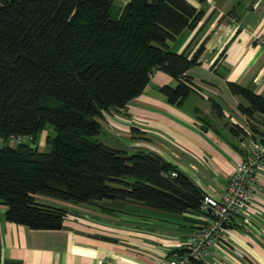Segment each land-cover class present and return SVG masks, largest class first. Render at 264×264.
<instances>
[{"label": "trees", "instance_id": "1", "mask_svg": "<svg viewBox=\"0 0 264 264\" xmlns=\"http://www.w3.org/2000/svg\"><path fill=\"white\" fill-rule=\"evenodd\" d=\"M202 13L187 0H128L123 7L115 0H0L5 219L62 227L66 210L37 202L38 193L71 203L129 199L171 212L200 211L203 190L174 164L152 152L126 154L98 137L103 113L137 97L154 70L178 81L160 91L168 102H182L192 88L185 71L197 64L203 46L189 56L169 50L167 41ZM228 86L246 101L238 108L258 132L264 97ZM43 131L45 151L38 146ZM11 134L26 140L12 145Z\"/></svg>", "mask_w": 264, "mask_h": 264}, {"label": "crops", "instance_id": "2", "mask_svg": "<svg viewBox=\"0 0 264 264\" xmlns=\"http://www.w3.org/2000/svg\"><path fill=\"white\" fill-rule=\"evenodd\" d=\"M127 1L115 0L119 7ZM187 1L203 13L167 45L189 56L203 46L197 64L185 71L192 83L189 93L179 104L168 102L160 87L178 81L154 70L137 97L118 111L103 113L105 136L99 140L126 154L155 153L204 194L219 198L248 143L247 117L238 108L246 101L231 92L228 82L264 97V46L256 39L264 37V0ZM35 199L66 210L62 227L13 223L0 204V264H164L205 223L202 210L177 213L129 199ZM199 264H264V167L243 212Z\"/></svg>", "mask_w": 264, "mask_h": 264}, {"label": "built area", "instance_id": "3", "mask_svg": "<svg viewBox=\"0 0 264 264\" xmlns=\"http://www.w3.org/2000/svg\"><path fill=\"white\" fill-rule=\"evenodd\" d=\"M256 39L264 46V37ZM247 123L248 143L244 156L235 164L223 193L219 198L204 194L200 210L205 212V223L196 227L182 249L174 256L165 258L164 264L201 263L222 240L224 230L231 226L234 218L243 212L254 195L258 171L264 167V125L255 132L250 124L256 122L247 117ZM9 138L15 142L26 140L24 136L13 134ZM171 175L175 176L176 172Z\"/></svg>", "mask_w": 264, "mask_h": 264}, {"label": "rangeland", "instance_id": "4", "mask_svg": "<svg viewBox=\"0 0 264 264\" xmlns=\"http://www.w3.org/2000/svg\"><path fill=\"white\" fill-rule=\"evenodd\" d=\"M117 1V0H116ZM115 5L116 6H118V3L117 2H115ZM104 133H101L100 135H99V139H103L104 140V136L105 135H103ZM45 135H46V131H43V132H41V134H40V137H39V139H38V146H39V149L40 150H47V147L45 146ZM102 135H103V137H102ZM31 140H29L28 142H30ZM15 141L14 140H12L11 141V143L10 144H12V145H15ZM38 196L40 195V196H42L43 194H40V193H38L37 194ZM43 196H45V195H43Z\"/></svg>", "mask_w": 264, "mask_h": 264}, {"label": "bare ground", "instance_id": "5", "mask_svg": "<svg viewBox=\"0 0 264 264\" xmlns=\"http://www.w3.org/2000/svg\"><path fill=\"white\" fill-rule=\"evenodd\" d=\"M22 136V135H21ZM17 143V142H16Z\"/></svg>", "mask_w": 264, "mask_h": 264}]
</instances>
